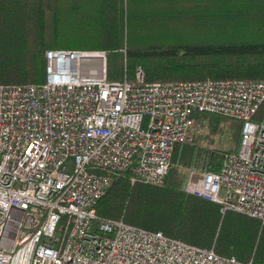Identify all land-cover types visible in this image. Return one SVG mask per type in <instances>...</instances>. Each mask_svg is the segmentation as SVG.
I'll use <instances>...</instances> for the list:
<instances>
[{
  "label": "built area",
  "instance_id": "2783aa9c",
  "mask_svg": "<svg viewBox=\"0 0 264 264\" xmlns=\"http://www.w3.org/2000/svg\"><path fill=\"white\" fill-rule=\"evenodd\" d=\"M45 56L44 83L0 84V264H254L98 219L96 204L128 170L163 185L210 113L242 121L240 147L218 171L188 168L185 190L264 222V79L110 80L105 50Z\"/></svg>",
  "mask_w": 264,
  "mask_h": 264
},
{
  "label": "trees",
  "instance_id": "16d2710c",
  "mask_svg": "<svg viewBox=\"0 0 264 264\" xmlns=\"http://www.w3.org/2000/svg\"><path fill=\"white\" fill-rule=\"evenodd\" d=\"M194 6V8H189ZM49 49L106 50L108 78L147 82L264 79V0H0V84L46 81ZM119 55L120 66L111 58ZM263 108L260 110L262 114ZM219 114H197L198 120ZM232 119V118H231ZM220 150L175 145L163 185L121 173L96 204L127 223L242 261L264 264V222L186 192L182 166L218 171ZM213 132L216 130L214 119Z\"/></svg>",
  "mask_w": 264,
  "mask_h": 264
},
{
  "label": "rangeland",
  "instance_id": "374dc122",
  "mask_svg": "<svg viewBox=\"0 0 264 264\" xmlns=\"http://www.w3.org/2000/svg\"><path fill=\"white\" fill-rule=\"evenodd\" d=\"M189 8L192 9L194 8V6H191ZM111 65L113 68L120 66V60L118 54H114L112 56ZM211 119H214L215 121L214 123L216 124L214 126V128H216L214 132L213 130H211L213 128V124H212L213 122L211 121ZM235 130H236V122L233 120V118L232 119L231 117L222 118L218 115H213V116L207 115L205 116V119L199 121L194 131L193 138L187 142L195 143L199 138L201 139L202 136L203 137L206 136L204 140L202 139V144H201L204 147H210L220 150L234 149L238 145L237 136L234 135ZM188 168L189 167L182 166L181 170L184 172V174H186Z\"/></svg>",
  "mask_w": 264,
  "mask_h": 264
}]
</instances>
